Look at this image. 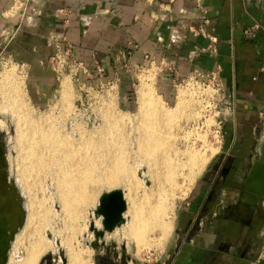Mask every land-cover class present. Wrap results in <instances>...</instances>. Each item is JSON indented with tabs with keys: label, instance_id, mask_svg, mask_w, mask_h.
Listing matches in <instances>:
<instances>
[{
	"label": "rangeland",
	"instance_id": "374dc122",
	"mask_svg": "<svg viewBox=\"0 0 264 264\" xmlns=\"http://www.w3.org/2000/svg\"><path fill=\"white\" fill-rule=\"evenodd\" d=\"M18 6L14 7L16 11L19 9ZM8 9L12 10V6ZM10 13L11 11H8V15ZM6 18L8 17L6 16ZM3 24L4 26L1 25L0 28V71L4 68L12 70L14 67L12 71L20 77L22 76L21 80L24 83L23 90L25 93L22 100L33 114L42 118L50 117L56 122L60 121L59 124L64 123L66 125L67 123L68 128L78 125V127L84 128L83 130H95L104 124L107 118H110V113L119 116L120 112V116L138 117L137 112L140 113L142 106V101H140L142 100L141 89L149 87L148 93L154 96L156 100H160V103L162 100L161 104H166L163 107L166 110H171L170 114H172V110L180 107L178 111H174L175 114H172L176 118L172 119V123L176 127H174L175 138H177L176 144L185 145L188 142L190 144L194 142L198 146L202 142L200 141L202 137L209 144L208 155L210 160L203 173L191 185L190 189H192H189L188 194L179 199L174 206V218L168 236L163 235L160 230L149 232L148 237L149 240L152 238V243L149 241L146 247L140 245L135 237L129 236L128 230L132 216L131 202L127 196L129 191L122 185V187L117 186L118 188L114 187L110 190L105 188L100 190L97 203L87 206L85 218L78 221L75 228L76 232L74 231L72 244L80 249L83 248L86 252H83L84 256H88L89 253V256L86 257L87 262L80 264H94L96 260H101V258H106V264H173L174 259H176V252L181 247L184 248L191 244L190 242L194 240L192 234L200 231L204 224H201V218L205 219L206 217L210 218L208 219L210 222L213 220L210 224L211 231H219L220 235L230 243V246L235 243L238 250L239 248L252 249L248 256H253V247L256 246L254 245L255 237L264 234V195L260 191H248L247 179L257 162L264 165V110L259 112V120L257 118V121L262 120L263 124L255 128L239 126V121L243 123V120L249 119L246 117L250 113L242 112L243 107L239 101L241 95L235 93L237 90L234 91L232 87L236 85V80L224 79L218 71L184 70L179 72L176 64L170 66V62L161 67L156 64L148 65L145 61L137 62L134 59L133 61L130 56H135V54L133 55L135 48L127 47L118 49L114 58L106 59L105 62L102 60L82 62L74 56L72 46L69 44L71 52H69L68 57L65 54V61L61 54V51L63 52L62 47L65 50V46L68 44L65 35L49 32L47 41H45L51 52L45 61V66L50 73H45L43 79L47 82L51 80V84L47 88H43L44 99L36 101L33 93L36 92L37 86L42 88V84L36 85L35 78L39 72H36L34 65H31V62L27 60L30 56L33 58L29 52L28 44L31 41L29 38L32 36L30 33L15 31L7 22H3ZM3 27L4 30L2 31ZM210 49L214 50V48ZM147 59L150 58L147 57ZM98 66L103 70H98ZM261 71L264 72V65ZM146 84L147 86H145ZM182 98L184 102L179 101ZM127 114L128 116H126ZM8 115L10 116L6 113L0 114V120H4L5 126L9 129L8 134L11 136V140H9V135L5 133L7 139L4 138L2 141L3 149L10 146L8 147L10 150H6L4 154L5 160L7 159L6 171L9 172V156H11L10 163L15 162L16 155L13 154L17 150L14 143L15 132L12 116L9 118ZM250 117L255 119L256 116L251 113ZM68 118H71L72 121ZM101 122L102 124H100ZM251 133L255 134V137H252L250 142L243 143V140H239L240 142L231 143V138L236 136H240L239 138L242 139L245 137L247 140L248 138L251 139L249 137ZM11 145L14 146V151ZM244 145L245 147H243ZM237 148L238 151L245 152L246 158L240 164V174L232 175V171L236 170L235 166H238L240 162L234 158ZM14 162L13 164H15ZM228 174L229 176H227ZM139 177L141 180L143 179L145 185H148L143 174L140 173ZM252 179L254 178L252 177ZM252 179L251 186L254 182ZM205 183L211 185L209 190L214 189L215 195L221 200L218 207H205L207 203L210 204V198L204 197ZM46 185L48 187L47 194L51 193L50 197H54L48 201L49 206L59 215L54 217V221L52 220L50 227L45 231L50 248L38 258L37 264H68V253L66 252L69 245L65 237L68 236V233L67 229L63 231L64 219L61 220V204L59 200L55 199L58 193L57 187L50 182ZM108 191H120L123 197L126 196L124 199L128 204L127 213L124 212L122 222L120 221L119 225H116L112 231L104 229L103 223H100L101 218L99 216L101 213L97 212L100 209L101 196L107 195ZM201 196L204 197L202 204L200 206L196 204V207L195 201L200 200ZM233 223L240 225L234 234L231 233ZM7 224H9L7 220H0V226H2L0 238L4 234L9 236L7 227H5ZM96 224L98 226H95ZM207 226L209 227V224ZM98 227L102 229L100 231L106 233L97 235L99 231L96 229ZM55 230L58 231L55 233ZM261 245L264 249V244ZM245 257L249 260L247 264H257L252 262L253 260H250L247 255ZM6 264L12 263L8 261Z\"/></svg>",
	"mask_w": 264,
	"mask_h": 264
},
{
	"label": "bare ground",
	"instance_id": "6f19581e",
	"mask_svg": "<svg viewBox=\"0 0 264 264\" xmlns=\"http://www.w3.org/2000/svg\"><path fill=\"white\" fill-rule=\"evenodd\" d=\"M12 70L4 68L0 71V114L12 116L17 150L13 154L16 155L15 164L10 163L9 156L8 172L4 154L10 146L3 149L2 141L7 139L5 133L9 140L11 136L4 120H0V220L9 222L5 226L9 236L3 232L0 238V264L8 261L12 264H37L38 258L50 248L45 231L59 214L49 206L48 201L54 197L47 194L48 182L55 184L58 191L55 199L61 204L63 231L67 229L68 233L65 236L69 245L66 252L68 264L87 262L89 253L84 256L83 248L74 246L72 239L76 224L86 216L87 206L97 203L99 192L104 188L110 190L124 186L129 191L127 196L132 216L127 229L130 235H127L135 237L140 245L146 247L149 241L152 243L148 234L155 230L168 236L174 206L188 194L210 160L209 144L202 135L198 146L194 142L176 144V127L172 123L176 118L172 114L180 107L170 114L171 110H166L164 103L163 107L162 100L160 103L148 93L149 87H141L142 106L140 113L137 112L138 117L110 113V118L95 130H83L78 125L68 128L67 123L59 124L60 121L42 118L30 111L22 100L25 96L22 76ZM179 101L184 102L183 98ZM261 168L264 169V165L257 162L249 179ZM140 173L148 185L140 179ZM261 190L264 195V189ZM110 192L101 196L97 212L101 213L100 223L104 229L112 231L124 218L128 204L120 191ZM99 227L97 235L104 234L105 231H100Z\"/></svg>",
	"mask_w": 264,
	"mask_h": 264
},
{
	"label": "crops",
	"instance_id": "0c3cea01",
	"mask_svg": "<svg viewBox=\"0 0 264 264\" xmlns=\"http://www.w3.org/2000/svg\"><path fill=\"white\" fill-rule=\"evenodd\" d=\"M16 5H19L17 11ZM10 6L12 10L8 9ZM8 11H11L9 15ZM3 22L17 32L32 36L25 37L31 39L28 44L33 56L27 60L39 72L36 85L42 84V88H34L36 101L44 99L43 88L51 84V80L43 79L45 73H50L45 66L51 52L46 42L48 34L61 33L67 45L72 46L74 56L82 62H105L114 58L118 49L127 47L135 48V56L131 55L130 59L145 61L148 65L162 67L170 62V66L176 64L179 72L218 71L224 79L236 80L232 87L241 95L242 112L250 113L246 117L249 119L243 123L239 121V126L255 128L263 124L257 118L259 120L258 114L264 110V72L261 71L264 65V0H0V28ZM251 113L255 119L250 117ZM239 137L231 138V143L250 142L255 134L251 133L248 140ZM234 158L240 162L236 160L238 166L232 175H238L245 152L237 148ZM252 177L247 179L249 191H262L264 169L256 171ZM251 179L254 180L252 186ZM205 184L203 194L208 198L211 185ZM201 197L195 201L196 207L202 204L204 197ZM220 202L212 200L205 207L215 208ZM201 219L204 224L200 231L192 234L191 244L176 252L173 264H247L249 260L245 255L252 262L264 264L261 247L264 234L254 240L256 246L251 257L248 253L252 249L238 250L235 243L230 246L219 231L210 230L213 220ZM106 263V260L98 262Z\"/></svg>",
	"mask_w": 264,
	"mask_h": 264
},
{
	"label": "flooded vegetation",
	"instance_id": "af4514ba",
	"mask_svg": "<svg viewBox=\"0 0 264 264\" xmlns=\"http://www.w3.org/2000/svg\"><path fill=\"white\" fill-rule=\"evenodd\" d=\"M227 176H229V174H228ZM247 189H248V188H247ZM248 191H249V189H248ZM209 198H210V201H209V202H211L212 200H213V201H214V200H217V202H218V200H219V198H217V196L215 195L214 190H212V191L210 192ZM215 202H216V201H215ZM215 202H214V203H215ZM234 224H236V223H233L232 225H234ZM231 227H232V226H231ZM238 227H240V225H239V224H236V226L233 227V229L231 228V233L234 234L235 230H236ZM256 240H257V238L255 237V241H256ZM105 259H106V258H105ZM105 259H104V258H101V260H105ZM99 260H100V259L96 260L94 264H98ZM106 262H107V261H106Z\"/></svg>",
	"mask_w": 264,
	"mask_h": 264
},
{
	"label": "built area",
	"instance_id": "2783aa9c",
	"mask_svg": "<svg viewBox=\"0 0 264 264\" xmlns=\"http://www.w3.org/2000/svg\"><path fill=\"white\" fill-rule=\"evenodd\" d=\"M64 46H65V45H64ZM65 48H66V49L64 50V48L62 47L63 52L61 51V54L63 55L64 60L66 61L65 54H66L67 57H68V56H69V52H71V48L69 47V45H66ZM98 70L102 71L103 68H101L100 66H98Z\"/></svg>",
	"mask_w": 264,
	"mask_h": 264
},
{
	"label": "water",
	"instance_id": "95a60500",
	"mask_svg": "<svg viewBox=\"0 0 264 264\" xmlns=\"http://www.w3.org/2000/svg\"><path fill=\"white\" fill-rule=\"evenodd\" d=\"M121 194V193H120Z\"/></svg>",
	"mask_w": 264,
	"mask_h": 264
}]
</instances>
